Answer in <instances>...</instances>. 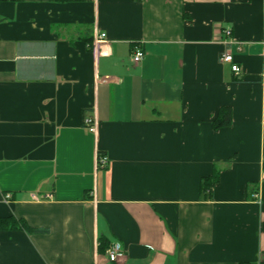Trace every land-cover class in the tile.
Wrapping results in <instances>:
<instances>
[{
    "label": "crops",
    "instance_id": "obj_1",
    "mask_svg": "<svg viewBox=\"0 0 264 264\" xmlns=\"http://www.w3.org/2000/svg\"><path fill=\"white\" fill-rule=\"evenodd\" d=\"M263 177L264 0H0V264H264Z\"/></svg>",
    "mask_w": 264,
    "mask_h": 264
},
{
    "label": "built area",
    "instance_id": "obj_2",
    "mask_svg": "<svg viewBox=\"0 0 264 264\" xmlns=\"http://www.w3.org/2000/svg\"><path fill=\"white\" fill-rule=\"evenodd\" d=\"M225 33L227 36H231V29H226ZM107 38V34L106 33H96L94 35V43L95 46L98 47L104 40H106ZM145 56V53L142 49L137 48L134 53L132 54V60L135 64L140 63L143 58ZM220 60L224 63H230L232 66V70L239 74L241 72V67L235 62V58L233 56V54L228 51L225 50L224 52H222L221 56H220ZM84 124L85 127L87 128V130L91 133L96 134L98 131V125H99V120L98 117L96 115H90L88 117L85 118L84 120ZM109 160L107 156H99L98 157V165L100 166H106L108 164ZM264 180V177H263ZM124 252V248L122 247L120 242H113L111 243V245L109 246V248L106 251V254L109 258V260L111 262L117 261L118 258L123 254ZM253 264V263H251Z\"/></svg>",
    "mask_w": 264,
    "mask_h": 264
},
{
    "label": "trees",
    "instance_id": "obj_3",
    "mask_svg": "<svg viewBox=\"0 0 264 264\" xmlns=\"http://www.w3.org/2000/svg\"><path fill=\"white\" fill-rule=\"evenodd\" d=\"M232 122V112L231 109L223 108L218 116V118L214 121V128L218 129L223 126H228ZM215 179L208 178L203 183V189L205 192L211 191L212 187L214 186ZM18 225L26 228L31 233H46V229L41 228H32L30 227L24 220H17L14 217H8L4 219H0V229H8V228H16ZM103 243L100 245V249L103 250L101 247ZM109 247H107L108 249Z\"/></svg>",
    "mask_w": 264,
    "mask_h": 264
}]
</instances>
